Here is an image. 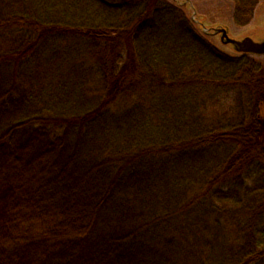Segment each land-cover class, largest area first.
<instances>
[{"label": "trees", "instance_id": "obj_1", "mask_svg": "<svg viewBox=\"0 0 264 264\" xmlns=\"http://www.w3.org/2000/svg\"><path fill=\"white\" fill-rule=\"evenodd\" d=\"M0 264H264V62L168 0H0Z\"/></svg>", "mask_w": 264, "mask_h": 264}, {"label": "rangeland", "instance_id": "obj_2", "mask_svg": "<svg viewBox=\"0 0 264 264\" xmlns=\"http://www.w3.org/2000/svg\"><path fill=\"white\" fill-rule=\"evenodd\" d=\"M180 7L187 17L192 20L197 29L207 39H209L219 50L229 55H240L231 44H223L220 35L207 34L203 31L224 27L227 29L229 37L242 40L250 37L255 41L264 39V0H259L255 8L253 18L250 23L244 27H238L233 23L232 11L233 4L230 0H168ZM212 32V31H211ZM264 62V55L254 56Z\"/></svg>", "mask_w": 264, "mask_h": 264}, {"label": "water", "instance_id": "obj_3", "mask_svg": "<svg viewBox=\"0 0 264 264\" xmlns=\"http://www.w3.org/2000/svg\"><path fill=\"white\" fill-rule=\"evenodd\" d=\"M203 31L207 34L211 33L212 35L219 34L223 44H231L239 53L251 54L254 56L264 55V39L255 41L250 37H245L242 40H236L228 36L227 29L224 27H217L212 30L203 27Z\"/></svg>", "mask_w": 264, "mask_h": 264}]
</instances>
